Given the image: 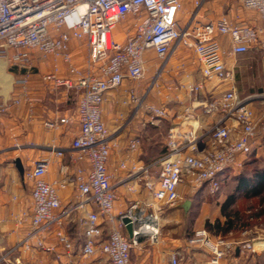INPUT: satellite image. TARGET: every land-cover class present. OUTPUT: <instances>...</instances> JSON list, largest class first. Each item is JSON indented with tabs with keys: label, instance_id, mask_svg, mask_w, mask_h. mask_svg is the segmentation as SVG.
Here are the masks:
<instances>
[{
	"label": "built area",
	"instance_id": "2783aa9c",
	"mask_svg": "<svg viewBox=\"0 0 264 264\" xmlns=\"http://www.w3.org/2000/svg\"><path fill=\"white\" fill-rule=\"evenodd\" d=\"M206 1L191 0L188 9L183 0H0V55L27 71L33 67L31 52L52 55L62 59L74 75L60 77L55 71L45 74L43 79L78 89L80 131L73 139L76 152L71 157L87 164L77 165L73 172L68 164H62V176L54 180L47 178L49 157L35 160L25 170V179L32 183V213L22 211L15 215V222L21 227L30 221L31 227L15 249L51 253L58 260L63 255L72 258L79 253L94 264H132L134 247L146 239L160 242L164 205L179 206L189 194L202 191L216 195L224 177L240 172L249 156L263 146L264 93L240 95L234 74L226 67L218 37L228 36L235 54L257 50L264 58V0H223L258 14L262 24L234 22L228 12L206 19ZM231 9L232 6L228 8ZM120 25L123 29L118 32ZM74 39L87 44L85 70L73 63L70 46ZM180 45L196 53L200 77L192 79L187 72L176 88L195 97L206 90L210 98L196 97L186 107L188 114L170 129L162 155L146 162L128 156L120 163V168L128 170V178L133 180L126 183L127 189L134 192L143 187L151 197L130 200L125 207L118 208L119 195L109 162L121 141L103 119L106 94L125 86L127 80L138 84L148 80L149 91L160 86L165 65ZM150 51L162 64H150ZM151 67L154 74L147 77ZM28 79L25 75L20 83L26 86ZM222 85L229 86L222 89ZM20 101V97L13 98V103ZM122 103L135 104L136 110L144 108L151 119L166 118L169 114L165 105L145 102L138 85L126 88ZM254 103H259L258 108ZM7 110L8 104L0 103V115ZM198 110L208 116L216 115V119L204 126ZM68 121L63 117L46 124L57 128ZM141 143L139 135L131 137L129 155L138 152ZM51 149L58 156L64 154L56 146ZM69 185L75 186L76 196L63 206L60 191ZM90 204L97 208L87 210L79 218L82 237L76 242L64 230V223ZM58 209L61 211L56 212ZM125 217L132 223L131 236L123 221ZM53 224L60 227L55 234L62 252L41 235ZM260 228L264 233V222ZM261 240L215 238L207 228H197L188 237L191 247L209 251L210 258L204 264H221L237 248L259 252L256 242ZM8 255L9 252L5 258ZM181 261L180 251H172L169 264Z\"/></svg>",
	"mask_w": 264,
	"mask_h": 264
},
{
	"label": "crops",
	"instance_id": "0c3cea01",
	"mask_svg": "<svg viewBox=\"0 0 264 264\" xmlns=\"http://www.w3.org/2000/svg\"><path fill=\"white\" fill-rule=\"evenodd\" d=\"M230 6H232V9L228 10ZM203 12L206 19L217 18L222 13L228 12L234 22L242 24L257 22L262 24L258 14L246 11L242 7L235 5V3L224 2L219 5L214 0H208L205 2ZM237 15L240 16L239 19ZM218 40L221 44L226 67L234 74V81L239 93L242 94L244 92L241 83L245 79L251 82L253 80L254 87L258 84L261 85L262 83L259 82V79H264V58L262 52L250 50L244 54H235L232 52V45L228 36H219ZM70 47L74 65L85 70L88 59L87 44L84 40L74 39ZM190 51L194 52L193 49L183 45L178 46L170 61L165 65V72L171 70L170 67L174 61L183 71L191 72L192 59L190 58L192 55ZM151 52L148 53L150 57ZM174 55H176L175 60H173ZM31 56L33 67L27 71L16 64L15 66H19V68L13 67L14 63H11L10 59L6 58L4 54L3 56L0 55V62H3V69H0V103L8 104L7 112L0 115V264H75V256L69 258L63 255L58 260L51 253L43 251L24 252L15 249L17 243L25 237L31 227L30 221L21 227L17 226L15 222V215L22 211L27 210L32 213V183L25 179V170L35 160L49 157L50 166L47 178L54 180L62 176V164H68L70 172H73L77 165L87 166L85 162H75L71 157L76 152L72 146L73 139L80 131V123L77 120L78 89H70L65 85H55L53 82H46L43 79L45 74L55 71L60 77H74V75L70 73L67 64L60 58L56 59L52 55L42 56L36 52H31ZM152 58L150 64H153ZM156 59L159 62H154V64H162L160 59L157 57ZM254 70H259V72L255 73ZM25 75L29 77L26 86L20 83ZM228 86L222 85V89H227ZM128 87H133V85L128 84L108 92L102 106L103 119L110 131L120 141L128 137L127 147L129 139L134 135H139L141 141H143L144 125L142 121L137 123L138 121L135 119L142 109L136 110L135 104L125 105L122 103ZM148 87L141 95L145 101L144 96L150 92ZM15 97H20V103H13V98ZM63 117L69 118V121L60 123L57 128L49 127L46 124L48 121H57ZM215 119L216 115L208 116L202 123L204 126H208V123H212ZM52 146L62 149L64 151L63 156H58L53 152ZM141 148L142 143L139 150ZM135 156L136 153L132 156L129 155V152L127 154L129 159H135ZM17 159H20L23 170L17 165ZM123 160H125V157L115 156L112 153L109 162V171L113 175V183L119 195L118 208L125 207L130 200H136L134 199L136 195H133L134 193H131L126 185V183H132L133 180L128 178V170L120 168V163ZM144 195V200L151 197L147 189H144ZM60 196L62 205H69L76 196L75 186H67L60 191ZM258 196H255V198H258ZM194 197L195 194H189L185 199V201L187 199L191 200V206L187 211L182 206L185 201L177 207V210L181 211L184 216L190 212L195 202ZM258 206L261 207V205ZM92 208L97 207L90 204L87 209L79 211L64 223V230L76 242L82 237V227L79 223V218ZM60 211L61 209H58L56 212ZM261 215V211L256 212L255 215L249 216L251 219H246L245 226L243 225L244 236L241 240L262 237L260 235V232H262L261 228L257 226V222L261 220ZM173 220L162 219V222L166 223ZM175 220L178 229L170 237H164L161 245L163 251H160L161 261L169 264L171 252L177 249L181 253L182 260L183 257L187 259L185 264H204L210 258L209 251L201 248L203 257H198L196 255L199 253L197 248L191 247L188 243L189 236H185L187 233L186 226L193 222L192 219ZM217 220L219 219H203L204 222H212L213 224ZM59 228L58 224H53L51 229L41 235L47 243L56 244L58 251L62 252V244L55 234ZM105 228L106 230L109 228L107 223ZM245 231L247 232L245 233ZM229 233H232V231ZM263 251L264 249L252 253L244 252L237 248L233 255H226L221 260V264H259L261 260L264 262ZM8 252L9 255L5 258V254Z\"/></svg>",
	"mask_w": 264,
	"mask_h": 264
},
{
	"label": "rangeland",
	"instance_id": "374dc122",
	"mask_svg": "<svg viewBox=\"0 0 264 264\" xmlns=\"http://www.w3.org/2000/svg\"><path fill=\"white\" fill-rule=\"evenodd\" d=\"M183 1L188 6V9H190L191 0ZM214 1H216L219 5L224 3L223 0ZM122 29L123 28L119 26V30ZM120 36L122 37V35ZM190 54L192 55V57L190 58L192 59V66L190 67L192 70L190 72L191 78L197 79L200 77L199 67L195 60H193L195 59L196 53L190 51ZM151 57H153V64L154 62H159L156 59V54L154 52H151ZM175 59L176 55L173 56V60ZM13 65V67L19 68V66H15V64ZM170 68V71L163 73V75L161 76L159 81L160 86L154 87L152 90H150L149 93H146V96H144L146 99L145 102L165 105L168 108L169 114L166 118L151 119L144 108H142L140 113H138V117L135 118L138 121L137 123L142 121L146 124L143 125L142 148L141 150L136 152L134 160L139 159L146 162L162 155L166 149V143L168 142L170 129L174 124H178L182 120H184L185 116L188 114L186 111V107L194 103V98L196 97L197 99L210 98V95L208 94V92H206V90L195 97V95H188L184 90L177 89L176 84L180 83L184 79V77H186L187 72L178 67L175 61ZM254 72L257 73L259 72V70H254ZM153 74L154 67H151L147 71V77ZM147 81H142V83L138 84L136 81L127 80L126 85L131 84L135 87H137L138 85L139 93L141 96L143 95L144 91L147 90ZM259 82L262 84H258L254 87L253 80L252 82L248 79L243 80L241 84L244 88V92H242V94L240 95L247 96L250 94L264 93V79H259ZM169 86L173 87L171 88ZM253 106L255 108H258L259 103H254ZM196 113L200 115L201 121H204L205 118L208 117V115H205L201 110L196 111ZM210 124L211 123H208V126H210ZM127 138L128 137L124 138L123 141L121 140L122 143L120 144V146L113 150L115 156L125 157V160L129 152L127 149ZM249 165L247 167H244L240 172L229 174L224 177L221 189L216 195H212L208 191H202L195 194V202L191 207L190 212L186 216H184L181 211L177 210V205H164L161 218L174 220L167 221L166 223L163 222V235L161 236V240L159 243L151 242L146 239L140 246H136L133 248V264H167L161 261L160 251H163V247L161 245L164 237H170L178 229L175 219H192L193 222L189 223V225L186 226L187 228L184 226V228H186L187 230L185 236H190V234L193 233V231L197 228H207L211 231L212 236L215 238L217 236H221L229 240L242 239V237L244 236L243 225L246 222V219H251L249 216L255 215L256 212H262V208L258 205H260V202H264V191L258 196V198H255V196L246 198L247 193L245 189H243V186L240 184L244 181V173L253 174L255 171H263L264 140L263 146L258 151L254 152L253 160H251V163ZM131 193H134L133 195H136L134 199L143 200V196H145L143 187H139L137 191ZM203 219H222L223 221L225 219H239V221L237 222V229H234L232 233L223 236L217 232L216 228L210 227V225L214 226L212 222H204ZM260 219L261 220L257 222L258 227H261L262 223L264 222V213L261 215ZM190 225H192L191 228ZM260 233V235L262 236L261 238L264 240V233ZM256 248L260 250L262 247L260 248L256 246ZM197 252H199L196 254L198 257H203V255H201V253L203 252L201 248H197ZM186 260L187 259L183 257L182 264H185L187 262ZM84 261H87L86 264H94L95 262L91 259L84 258L79 253L75 254V264H84ZM260 263L264 264L262 260Z\"/></svg>",
	"mask_w": 264,
	"mask_h": 264
},
{
	"label": "trees",
	"instance_id": "16d2710c",
	"mask_svg": "<svg viewBox=\"0 0 264 264\" xmlns=\"http://www.w3.org/2000/svg\"><path fill=\"white\" fill-rule=\"evenodd\" d=\"M254 153L249 156V158L246 160L245 167H247L251 160H253ZM250 166V165H249ZM240 185L243 186V189L246 191L247 198L250 196H257L262 194L264 191V169L263 171H255L253 174H245L244 173V181ZM248 187V189H246ZM261 208H262V214L264 213V202H260ZM239 219H225L224 221L222 219L217 220V222L214 223V226L210 225V227H214L217 229V232L221 235L225 236L230 231H233L234 229H237V222Z\"/></svg>",
	"mask_w": 264,
	"mask_h": 264
},
{
	"label": "water",
	"instance_id": "95a60500",
	"mask_svg": "<svg viewBox=\"0 0 264 264\" xmlns=\"http://www.w3.org/2000/svg\"><path fill=\"white\" fill-rule=\"evenodd\" d=\"M17 165L23 170L22 164L20 162V159L16 160ZM183 208L185 209V211H187L189 209V207L191 206V200L187 199L183 204H182ZM124 223L126 224V227L128 229L129 235H132V223L131 220L128 217H125L123 219Z\"/></svg>",
	"mask_w": 264,
	"mask_h": 264
},
{
	"label": "bare ground",
	"instance_id": "6f19581e",
	"mask_svg": "<svg viewBox=\"0 0 264 264\" xmlns=\"http://www.w3.org/2000/svg\"><path fill=\"white\" fill-rule=\"evenodd\" d=\"M0 69H3V62H0ZM256 246L257 247H264V240H261V241H257L256 242Z\"/></svg>",
	"mask_w": 264,
	"mask_h": 264
}]
</instances>
